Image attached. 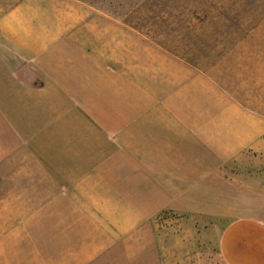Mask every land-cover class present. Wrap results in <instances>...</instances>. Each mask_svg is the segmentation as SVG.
<instances>
[{
  "label": "crops",
  "instance_id": "obj_1",
  "mask_svg": "<svg viewBox=\"0 0 264 264\" xmlns=\"http://www.w3.org/2000/svg\"><path fill=\"white\" fill-rule=\"evenodd\" d=\"M157 54L77 0H0V264H264L255 118Z\"/></svg>",
  "mask_w": 264,
  "mask_h": 264
},
{
  "label": "rangeland",
  "instance_id": "obj_2",
  "mask_svg": "<svg viewBox=\"0 0 264 264\" xmlns=\"http://www.w3.org/2000/svg\"><path fill=\"white\" fill-rule=\"evenodd\" d=\"M77 1L127 26L145 54L171 57L232 93L256 121L255 151L241 155L240 179L264 203V0Z\"/></svg>",
  "mask_w": 264,
  "mask_h": 264
},
{
  "label": "built area",
  "instance_id": "obj_3",
  "mask_svg": "<svg viewBox=\"0 0 264 264\" xmlns=\"http://www.w3.org/2000/svg\"><path fill=\"white\" fill-rule=\"evenodd\" d=\"M263 227H264V223H262Z\"/></svg>",
  "mask_w": 264,
  "mask_h": 264
}]
</instances>
